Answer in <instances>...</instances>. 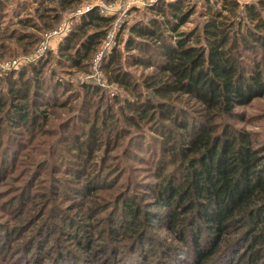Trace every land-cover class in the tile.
Returning <instances> with one entry per match:
<instances>
[{"label":"trees","instance_id":"obj_1","mask_svg":"<svg viewBox=\"0 0 264 264\" xmlns=\"http://www.w3.org/2000/svg\"><path fill=\"white\" fill-rule=\"evenodd\" d=\"M88 2L0 0V57L31 53L42 41L41 33L56 29L70 10ZM196 4L197 0H157L146 8V18L129 24L121 48H108L97 65L102 79L122 93L111 99L100 82L84 83L79 97L65 78V73L91 71L92 58L110 33L114 15L103 14L96 5L74 22L71 32L61 40L57 57L47 51L17 70L0 74V126L13 131L22 128L20 136L36 142L42 137L54 140L57 130L49 123L52 119L60 122L66 128L62 133L75 141L72 156L80 165L76 179L82 178L85 183L79 191L81 197H89L100 187L96 185V173H103L111 155L120 157L115 140L128 127L136 131L146 128L157 135L158 142L154 146L158 155L153 156L151 147L146 157H156L157 162L149 178L154 181L147 192L151 200L141 207L118 186L115 192L104 195L112 199L103 197V205L97 202L99 194L91 198L88 210L92 212H104L120 204L126 208L123 222L113 218L104 221L100 233L105 230L110 236L102 240L86 228L78 234L74 228L78 215L54 206L55 220L46 216L37 232L34 229V236L19 242L16 253L31 257L26 264H123L128 254L145 242L143 219H137V215L143 212L148 225L149 208L164 212L169 230L178 234L177 248H185L177 250L186 257L176 263L264 264V145L255 144L249 130L229 121L238 116L244 119V113L235 109L264 95V0H200L203 20L188 26ZM9 7L14 8L12 17L15 15L16 20H11ZM51 58L55 67L47 64ZM45 66L48 75L44 74ZM63 90L72 91L69 100L63 99L66 95L59 98ZM94 92L99 94L96 101ZM119 100L127 111L121 110L122 120H115L116 131L108 122L120 116L115 108ZM89 103L95 106L93 117L86 112L78 120L75 112ZM100 106L105 107L103 113ZM23 138L16 141L13 135L9 139L21 148L10 165L7 157L11 150L0 152L1 176L16 173L19 161L26 158L23 171L38 174L36 150L32 146L25 150L27 138L25 142ZM5 144L7 141L0 137V150ZM132 144L136 142L131 141L129 149ZM140 145L142 149L144 142ZM54 181L47 183L45 191L33 194L37 200L31 207L37 209L30 208L24 218H19L20 229L9 233L6 226H0V249H8L10 241L27 231L29 226H24L41 213L43 201L38 198L53 196L49 201L55 203L72 200L69 193L53 187ZM118 181L114 183H121ZM29 183L22 182L21 189ZM59 230L63 235L57 238ZM124 235L125 239H129L127 235L133 238L130 244L121 243ZM67 236H79L75 248L63 244ZM51 239L53 248L48 244ZM147 259L148 253L138 256L141 263L147 264Z\"/></svg>","mask_w":264,"mask_h":264},{"label":"rangeland","instance_id":"obj_2","mask_svg":"<svg viewBox=\"0 0 264 264\" xmlns=\"http://www.w3.org/2000/svg\"><path fill=\"white\" fill-rule=\"evenodd\" d=\"M89 4L96 3L98 0H89ZM105 3L104 8V14H113L114 15V21L112 26L109 29V35L106 36L104 39V44L102 49L100 50V53H95L94 57L92 58V65H91V71H88L86 69H81L78 71H73L70 74L65 73V78H68L69 83H71V90H76L79 92V97L83 95L82 85L85 83L90 84H97L100 82L102 89L106 93V97L109 99L113 98L115 95L122 94L121 91L116 88L115 85L109 84L104 81L102 74H99L97 65L100 63L102 56L105 54V51L110 48L113 45H117V47L121 48V46L124 43V39L127 36V28L129 24H131L133 21L140 19L141 17H145L148 15L146 8L153 4L157 0H102ZM170 1H176V0H170ZM190 3L196 2V0H188ZM257 0H241V2H255ZM84 5V4H83ZM82 6V5H81ZM78 6V7H81ZM85 6V5H84ZM83 6V7H84ZM97 6V5H96ZM81 7V8H83ZM99 9L100 7L97 6ZM135 7V9H134ZM8 8V14H11V20H16V16L14 15L12 17L13 9ZM77 8V7H76ZM74 8L73 10H70L65 16L64 20L61 23L62 25V32L61 34L57 35H51L49 34L46 37V34L41 33L42 41L39 42L36 46H34V50L31 53L24 55H20L21 53L17 55V57H6L2 58L0 57V74L6 73L9 70H17L21 66H25L28 62H33L37 58L43 56L47 51L51 52V56L57 57V53L60 48L61 40H63L65 37L68 36V34L71 32V27L78 20V17L81 15V13H77L78 9ZM101 11V10H100ZM202 6L200 4V0H197L196 4V12L191 15L190 22L187 24L188 26H192L195 23H198L203 20V17L201 16L202 12ZM24 12V11H23ZM102 54V55H101ZM54 58H51L48 61V65L51 67H55L56 63L53 60ZM44 74L48 75V67L45 66ZM72 93V91H65L63 90L62 95L59 98H63L66 95V98H63L65 100H69V96ZM94 100L96 101L99 94L94 92L93 95ZM90 99V97H89ZM93 101V99H92ZM94 101V102H95ZM81 110H77L75 112V115L77 116V119L79 120L82 116L85 115L86 112L89 113L90 118L93 117V113L95 110V106L89 103V105L84 104L83 107H81ZM94 108V109H93ZM116 111L118 112V115L111 120H109L108 123L112 125V129L115 128L117 131L118 128L115 127V123L117 118L121 121L122 120V111H127L125 104H123V100H119L118 104L116 105ZM125 108V109H124ZM105 110V107H99L100 113H103ZM122 110V111H121ZM236 112L242 114L244 113V119H241L240 116L236 118H229V121L236 125V126H242L246 130H249L251 132L252 138L255 142V144L263 146L264 145V95L258 98H255L252 100L251 104H248L243 107H237L235 109ZM53 123H49V126L53 129H56L57 132L51 139L49 138H40L36 142L31 141L28 136H25L24 138L20 135L23 134V129H15L14 131L11 129H7V127L2 125L0 126V137L4 138L7 141V144L3 146V148L0 150L2 153L4 150L10 151L11 154L7 157V165L11 164V161L13 157H18L20 154L21 148L15 144L12 143L13 140H9L13 135L15 136L16 141L25 142L27 138V143L25 144V150L29 149L30 146H32L33 149L36 150V162L35 168L37 169L38 174H31L23 170L26 169V159L18 160V169L16 173L10 174L8 177H3L0 175V226H6V230L11 233L16 230V228H19L22 224L19 218H24L27 213L26 210H29L30 208H36L37 206H32L34 200V195L36 193L41 192L42 190L45 191V188L48 184H52L53 180V187H60V191H65L66 193H69V195L72 197V200L66 201L63 200V202L55 203L49 201L48 199H39V201H43V205L40 209V214L37 216L36 219L32 220V223L27 226H29L28 230H23L19 236H17L13 241H10V247L8 249H0V264H26L29 262L30 258L23 256L22 254L16 253V250L19 247V242H25L30 237L34 236L39 228V223L46 217L49 216L52 220H55V215L57 213L55 210H53V207L56 206L63 209V212H66L68 214H71L72 216H77L78 224L74 226L75 230L80 234L85 228L88 230L89 233H95L96 235H99L97 240H102V237L105 238V236H110L109 233L105 232V230L101 232V229L103 228L104 221L108 218H113L117 222L122 221V219L126 216V208L120 204L118 208H113L112 206L105 210L104 212H92L88 210V206H90L89 202L93 198H95L98 194L101 196L99 201H96L100 204L103 197L105 200H110L112 198H108L104 196L106 193H110L111 191H114V187L118 186L122 189L121 192H124L126 196L128 195L131 197L133 201H136L138 205L142 207V204L144 201L151 200V197H149L148 188L150 187V184H153V180H150V174L155 171V166L157 164L156 157L151 159H147V151L152 147V151L154 152L153 156L158 155L156 152L158 149L157 146L158 142L156 140L157 135L149 133V131L145 128L140 131H136L134 127H128L125 132L119 135V138L115 140L117 141L118 147L115 148L117 152H119L118 156H120L118 159H116L115 155H111L109 158V161L107 162V167L104 169L102 174L96 173V185L100 186L96 188V192H93L90 194L89 197H81L79 194V191H81L82 186L85 184L83 181L84 179L79 178L76 179V176L78 175L77 167H80L78 159L74 158L72 156V152L75 151V144L74 140L71 137H67L65 134H63V130L65 131L66 128L57 120L52 119ZM122 123V122H121ZM120 123V124H121ZM63 126V127H62ZM83 126V125H82ZM71 127V126H70ZM69 131V130H68ZM15 133V134H14ZM140 133H143L141 135ZM26 134V133H25ZM141 136V137H139ZM131 141H135L136 144H132L129 149V145ZM142 142H144V147L141 149ZM73 143V144H72ZM56 145H58L56 147ZM24 150V149H23ZM55 150V151H54ZM126 150V153L124 151ZM52 154L53 156L50 157V155L47 153ZM55 152V157H54ZM13 156V157H12ZM22 156V152H21ZM50 158L49 162L45 163L47 158ZM122 160L120 164L117 165V161ZM39 161V162H38ZM124 162V163H123ZM28 164V163H27ZM110 164H114V168H109ZM82 167V166H81ZM117 168H119L117 170ZM13 172V171H12ZM105 172V173H104ZM119 174V179H118ZM26 180H29V186L27 184V188L25 190L21 189L22 182H25ZM77 180H80L77 182ZM119 180L118 182L121 183H114V181ZM151 182V183H150ZM118 184V185H117ZM111 185L113 188H111ZM80 189V190H79ZM19 194H24V196ZM34 194V195H33ZM96 194V195H95ZM94 195V196H93ZM16 199V197H18ZM32 196V199H30ZM93 196V197H92ZM23 198V199H22ZM92 198V199H91ZM30 200V201H29ZM64 202H67V205L64 204ZM21 203H25L21 205ZM21 205V206H20ZM103 205V204H102ZM124 205V204H123ZM51 206V207H50ZM68 206H71L68 210ZM122 207V208H121ZM145 210L146 208L143 207ZM147 210V209H146ZM150 211V222L148 225L146 217L143 218V212L139 213L137 215V219L141 220L143 219V227L146 231V237L145 242L142 243V245L137 249L134 250L133 253H129L128 257H126V261H124L123 264H130L128 262H131V264H144L141 263L138 260V256L141 254H147L148 253V259L147 264H183V263H176L177 260L181 259L180 257H183L182 253H178L177 250H185V248H177L180 246V243L177 241L176 237L178 234L175 232L173 233L169 227V221L166 215H163V211L160 210H151ZM163 215V216H162ZM159 216L157 221L156 217ZM165 216V217H164ZM164 217V218H163ZM48 217H46L47 220ZM136 219V218H135ZM133 220L132 222H135L136 220ZM123 222V221H122ZM120 231L121 223H118ZM123 226V225H122ZM24 227H21L23 229ZM73 228V229H74ZM20 229V228H19ZM18 229V230H19ZM34 229H36V232H34ZM72 231H70L71 233ZM2 233V232H1ZM3 234V233H2ZM62 231L59 230L58 234L56 235L57 238L62 237ZM125 236H122L121 243H127L129 244L132 242L129 235V239H125ZM51 238H54V234L51 236ZM79 236L76 238H72L71 236H67L66 238L62 239L63 244L70 246L72 248L76 247V243L79 240ZM96 241V240H95ZM106 241V239L104 240ZM44 248L46 247V244H44V241H42ZM148 243V244H147ZM49 247L53 248L54 241L53 239L50 240ZM2 246V245H1ZM55 246H57L55 244ZM58 247V246H57ZM4 250V251H3ZM4 252V253H3ZM141 253V254H140ZM16 256H15V255ZM131 254L133 257H131ZM20 256V257H19ZM131 257V258H130ZM186 257V256H184ZM18 258V260H17ZM146 264V263H145Z\"/></svg>","mask_w":264,"mask_h":264},{"label":"built area","instance_id":"obj_3","mask_svg":"<svg viewBox=\"0 0 264 264\" xmlns=\"http://www.w3.org/2000/svg\"><path fill=\"white\" fill-rule=\"evenodd\" d=\"M94 5H97V6H99L100 7V10H101V12L104 14V8H105V3L102 1V0H98L96 3H93V4H87V5H85L83 8H78V11H77V13H82V12H84V11H86V10H88V9H90L92 6H94ZM62 25V24H61ZM58 26L56 29H54V30H52V31H50L49 33H46V37L49 35V34H53V35H59V34H61V32H62V26ZM106 43V42H105ZM100 53V52H99ZM102 55V54H101Z\"/></svg>","mask_w":264,"mask_h":264}]
</instances>
